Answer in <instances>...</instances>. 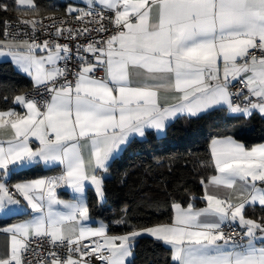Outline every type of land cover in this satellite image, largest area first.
Listing matches in <instances>:
<instances>
[{
    "label": "snow or ice",
    "instance_id": "6c2138e0",
    "mask_svg": "<svg viewBox=\"0 0 264 264\" xmlns=\"http://www.w3.org/2000/svg\"><path fill=\"white\" fill-rule=\"evenodd\" d=\"M0 13V57L27 82L0 94V218L13 220L0 264H137L142 240L164 264H264V143L229 128L264 120V0H0ZM181 120L224 131L191 171L169 163L94 221L114 165ZM161 206L163 220L137 214Z\"/></svg>",
    "mask_w": 264,
    "mask_h": 264
},
{
    "label": "trees",
    "instance_id": "16d2710c",
    "mask_svg": "<svg viewBox=\"0 0 264 264\" xmlns=\"http://www.w3.org/2000/svg\"><path fill=\"white\" fill-rule=\"evenodd\" d=\"M42 3H53V0H41ZM56 3H60L55 0ZM13 17L21 15V13H10ZM3 13H0V18ZM27 82L16 76L13 66L10 62L0 63V94H3L5 84H13L23 86ZM229 128L235 130L237 128L249 129L244 135L243 142L248 147L264 143V120L254 117L251 120L242 118L229 122ZM224 128L213 127L207 121H191L183 120L177 122L169 129L168 140L165 142L154 140L151 137V143L142 145H134L129 149L123 159L119 160L113 167L110 179L105 180L108 188V202L103 208L97 207L93 216L95 219L106 218L111 219L125 202L131 201L133 196L131 192H139L143 187L145 191L148 188H155L160 180V173H167L169 163L176 165V171L189 172L193 169V158L204 157L208 147L209 133L223 132ZM162 159L164 167L157 168L156 160ZM187 164V168L184 165ZM152 167L153 173L144 175L145 169ZM125 172L129 175L125 176ZM41 175L45 174L43 172ZM189 187L193 191L200 194L201 189L198 185V178L192 175L187 177ZM127 183L123 184L122 181ZM146 185V187H145ZM140 216H150L151 219L163 220L168 215L167 210L161 206L159 210L143 209L137 213ZM249 216L259 217L261 210L259 206L255 208L249 207L247 210ZM2 222H0V225ZM165 253L162 249H153L150 240H142L138 245L137 264H148L149 260L157 261L164 264Z\"/></svg>",
    "mask_w": 264,
    "mask_h": 264
},
{
    "label": "crops",
    "instance_id": "0c3cea01",
    "mask_svg": "<svg viewBox=\"0 0 264 264\" xmlns=\"http://www.w3.org/2000/svg\"><path fill=\"white\" fill-rule=\"evenodd\" d=\"M56 1H58L60 3L63 2V0H56ZM2 62H10V58L0 57V63H2ZM45 174H50V173H45ZM60 196L63 199H70L71 198L70 190H68V191L60 190ZM94 221H95V218H94ZM94 221H93V224H94ZM0 222H2V224L0 225V228H3L7 224L12 223L13 220L12 219L0 218ZM94 226H95V224H94ZM3 243H4V236L2 234H0V247H2Z\"/></svg>",
    "mask_w": 264,
    "mask_h": 264
},
{
    "label": "built area",
    "instance_id": "2783aa9c",
    "mask_svg": "<svg viewBox=\"0 0 264 264\" xmlns=\"http://www.w3.org/2000/svg\"><path fill=\"white\" fill-rule=\"evenodd\" d=\"M46 23H47V22H46ZM28 259H33V257H32V256H29Z\"/></svg>",
    "mask_w": 264,
    "mask_h": 264
}]
</instances>
